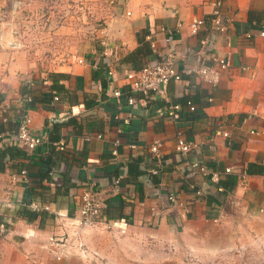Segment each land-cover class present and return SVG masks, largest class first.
I'll return each mask as SVG.
<instances>
[{
	"label": "crops",
	"instance_id": "1",
	"mask_svg": "<svg viewBox=\"0 0 264 264\" xmlns=\"http://www.w3.org/2000/svg\"><path fill=\"white\" fill-rule=\"evenodd\" d=\"M49 1L33 0L8 19V27L22 31L23 45L0 48V264H80L66 244L84 188L105 204L98 223L125 232L127 242L181 237L207 252L211 244L226 245L235 260H264V0H220L230 21L226 33L209 29L212 0H71L76 6L52 37L40 14ZM6 2L0 0V10ZM194 17L206 24L191 34ZM79 18L88 21L89 34L77 28ZM164 29L174 35L181 80L169 83L166 98L142 105L124 77L167 48ZM203 38L206 55L189 51ZM105 43L118 47L110 67ZM220 57L227 67L216 85L186 71ZM113 89L121 91L118 98ZM172 103L181 105L175 116L157 114ZM26 114L44 138L34 151L15 144ZM217 128L228 136L214 135ZM177 130L197 144L185 155L176 151ZM59 140L63 150L53 144ZM154 141L158 156L150 151ZM193 160L219 171V180L191 172Z\"/></svg>",
	"mask_w": 264,
	"mask_h": 264
},
{
	"label": "built area",
	"instance_id": "2",
	"mask_svg": "<svg viewBox=\"0 0 264 264\" xmlns=\"http://www.w3.org/2000/svg\"><path fill=\"white\" fill-rule=\"evenodd\" d=\"M6 4L0 10V48H18L23 45V33L18 28H12L7 26L9 23L8 19L14 18L19 12H22L25 8L32 4L33 0H6ZM61 0H50L49 3L52 5L50 8L42 9V24L44 30L52 33L60 25L63 24L65 17L70 14V8H62L60 11L54 13L53 8L61 4ZM48 3V4H49ZM212 11L209 17V29L216 31L218 33H226L230 21L225 18L220 12V0H212ZM46 14V15H45ZM127 14H130L127 12ZM52 15L53 21L49 20L48 17ZM46 17V19H45ZM206 24V20L202 17H194L189 23V31L191 34L197 33L202 26ZM165 37L164 40L168 44L164 51H155L156 55L149 61L145 62L140 69H132L127 71L125 74V79L129 84L131 90L135 93L141 95L138 98V102L142 105H146L148 99L153 96L167 97L168 85L171 81L178 82L181 80V73L175 68V58L176 54L174 51L175 39L173 33L169 29H164ZM260 36H264V27L259 32ZM246 36H250L247 32ZM200 46L198 49H189V51H195L200 55H206V45L208 40L203 38L200 40ZM153 50L154 44L152 43ZM118 47L116 45L105 43V49L103 55L106 56L108 60L109 67L118 59ZM78 63H84L83 57H76L70 54ZM227 67V62L225 58L220 57L215 59V64L199 63L195 67H190L186 69L187 73H194L200 80L207 82L211 85H216L221 78V71ZM108 74L112 76V69L109 68ZM112 96L118 98L121 94L119 89H113ZM54 99H57L54 96ZM208 101L212 100V97H208ZM128 103L130 105L136 104V99L128 97ZM186 105L189 109H193L194 104L192 101L187 100ZM180 104L172 103L167 109H157L156 112L159 115L167 114L169 116H175L177 110L180 109ZM3 108L1 107L0 110ZM2 121L6 122L7 118L2 117ZM126 122V120H125ZM31 117L26 114L23 115L19 121L18 129L15 137V144L22 146L27 150L34 151L39 145L44 143V138L37 132H34L30 128ZM214 135H222L224 137L228 136V132L225 130L216 129ZM120 141L118 138L114 139L112 154H118V145ZM175 147L176 151L182 155H185L192 147L197 146L196 143L186 140L183 132L181 130L176 131L175 136ZM58 149L63 150L65 148L63 141L59 140L53 143ZM159 145L157 141H154L150 145V151L158 156ZM188 168L191 172L201 173L207 176L211 181L217 182L220 178L219 171L208 169L207 165L200 160H193L188 162ZM226 172L230 171V168L225 169ZM21 176H26L27 170L21 168L19 170ZM122 176H117L113 181V188L117 190L120 184ZM196 194L200 195L201 191L196 190ZM168 198L170 201L177 203V197L174 193L170 192ZM31 208L33 210H38L39 206L36 203H32ZM105 204L100 197L90 188H84L79 194V202L77 205V211L79 215V222L84 225L94 224L104 220L102 211ZM44 208H48L45 206Z\"/></svg>",
	"mask_w": 264,
	"mask_h": 264
},
{
	"label": "rangeland",
	"instance_id": "3",
	"mask_svg": "<svg viewBox=\"0 0 264 264\" xmlns=\"http://www.w3.org/2000/svg\"><path fill=\"white\" fill-rule=\"evenodd\" d=\"M61 1L59 6L53 8L54 13L66 7L70 8L72 12L71 7L76 6L71 3V0ZM51 6L50 3H47L43 8ZM76 23L81 34H89L87 20L79 18ZM41 24L38 21L37 26L40 30H42ZM47 33L52 37L50 32ZM53 41L52 38L51 45ZM71 235L73 239L66 244V248L72 255L71 257L80 259L78 262L80 264H264L262 259L253 262L246 257L239 260L232 259V250H223L222 248L227 246L220 247V243L208 245L210 246L209 251L212 253V257H210L206 256V253H210L205 250L204 246L206 245L198 244L192 248L181 237L157 239L145 235L138 239V242L135 240L127 242L126 236L128 235L125 232L115 231L112 227L101 225L98 222L89 225L78 222ZM224 251H227L226 254L230 256L224 257ZM92 255L95 256V259Z\"/></svg>",
	"mask_w": 264,
	"mask_h": 264
}]
</instances>
